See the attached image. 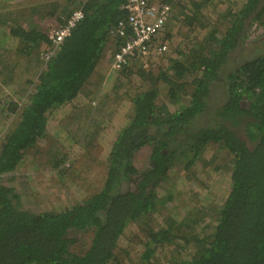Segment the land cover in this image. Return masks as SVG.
Masks as SVG:
<instances>
[{
    "label": "trees",
    "instance_id": "trees-1",
    "mask_svg": "<svg viewBox=\"0 0 264 264\" xmlns=\"http://www.w3.org/2000/svg\"><path fill=\"white\" fill-rule=\"evenodd\" d=\"M123 2L0 0V88L24 96L20 104L0 93V125L15 119L0 129V264H123L119 242L132 222L142 233L135 264H264V0H160L171 6L158 38L168 52L145 62L135 55L107 73L124 42L116 32ZM78 8L83 19L53 50L48 31ZM254 25L263 33L250 39ZM56 112L71 121L83 113L90 125L74 134L66 123L67 137L51 142ZM214 144L230 159L208 178L198 163ZM146 146L138 169L135 154ZM82 156L105 166L98 190L57 210L21 206L18 188L29 182L16 175L27 161L73 184ZM178 180L179 193L189 185L202 206H170L168 183ZM87 234L86 249L73 251ZM172 246L175 256L162 263Z\"/></svg>",
    "mask_w": 264,
    "mask_h": 264
},
{
    "label": "rangeland",
    "instance_id": "rangeland-1",
    "mask_svg": "<svg viewBox=\"0 0 264 264\" xmlns=\"http://www.w3.org/2000/svg\"><path fill=\"white\" fill-rule=\"evenodd\" d=\"M68 4H73V3L71 2L69 3L68 1ZM52 20L53 19H51L50 21ZM48 21L49 19L46 20V22ZM165 28H166V25L164 29ZM50 31L48 32L50 33ZM163 32L158 36V38H160V36L163 35ZM262 33H263L262 28L258 27L257 25H254L250 33V39H255ZM158 38H157V42L159 43L161 41H158ZM168 50H169V47L167 45V50L164 53L168 52ZM159 55L160 54H158V56ZM101 69L102 68L99 69V72ZM110 71H112L111 67H109L108 72ZM15 73L21 75L17 77H22L24 73L23 68L17 67ZM97 76L98 75L94 77V80L97 78ZM101 80H103V78H98L97 84L99 83L102 84ZM14 88H15V85L1 87L0 93L5 91L15 101L21 104L22 103L21 101L23 100L24 96L20 95V93L15 94L13 92ZM96 88L98 89L99 86H97ZM100 91L101 90H98L99 93ZM73 103L74 105L78 104L77 101ZM90 112H91V109H90ZM87 114H89V111L87 112ZM92 114H94V112ZM64 115L66 114H62V112H58V113L56 112L55 115L50 116L52 119L48 123V129H47L48 133L47 134L49 138L51 139V142L60 143L59 138H61L62 136L63 138L61 139H65L68 135V133L66 135L65 131L69 133L79 134L81 129L89 127L90 125L89 116L83 113L72 114L74 116L72 121L67 120V117L63 119L62 116ZM3 119H5V123L4 125H0V129H3L4 126L8 122L10 123L15 120L14 114L12 115L8 114V117L3 118ZM66 123H69V127H67L64 131L63 125H65ZM47 139L45 138L41 140L40 144L46 143ZM50 139H48V141ZM109 140L110 138H107L106 143H108ZM100 141L104 142V139L103 141L102 139H100ZM51 142H48V143H51ZM67 144H70L69 140ZM96 147H99L98 144ZM96 147L94 148L93 151L98 150V148ZM51 151L54 152L55 149H51ZM149 152H150V148L146 146V147L141 148L135 154L134 162L138 169H142L145 166H147ZM101 156H102V151L100 152V155L97 154V157H101ZM203 157H204V160L202 158L198 164L200 168L202 167V165L206 166L207 164L206 167L209 172L207 174H204V176L208 178H215L216 176H218L215 171H212L214 166H220L222 167L221 169L223 170L227 166V162L230 159L229 158L230 156L227 154L226 150L220 149V147L215 144L208 145L206 147ZM27 162H29V164L28 165L25 164L23 167H21L20 174H17L16 176L25 175L26 176L25 180L28 181L29 183L25 186L26 187L25 189L19 187L18 192L20 194V199H22L21 206L27 209H30L34 212H38V211L42 212L45 210H57L59 206L61 205L63 206L65 203H73L78 200L84 199L86 194L95 192L102 186L103 181L105 179V175H106V169H105L104 164L101 161H91L88 156H82L74 164L75 167H78V175L80 176L78 180L74 179L77 185H75L76 183H73V184L63 183V180L60 181L57 179L58 177L56 176L57 173H55V171L41 170L37 167L38 165H36V163L31 164L30 161H27ZM171 184H172L171 182L168 183V185L171 186L170 189H172L174 193V198L173 200L170 201L171 207L172 206L176 207L178 210L184 213L186 212V208L197 209L199 208V206H202L199 203L200 201L202 203V200L200 198L198 199L194 197V195H191L192 191L190 190L189 185L186 188H184L182 192L179 193L180 180H178L177 186L175 184L172 186ZM190 184H195V183H190ZM196 186H200V185L196 184ZM200 189L201 187H199V190L197 192H199ZM212 197L217 198L218 194L214 193ZM33 199H36V201H34ZM212 202L213 201H211L210 199L207 202V204H209L207 206H210L208 207L210 210H207V211H210L211 214L215 212L214 207H217V206L213 207L215 202L214 203ZM27 203L31 205H27ZM183 204L184 205L187 204V206H183ZM218 204H221V200L218 201ZM180 211H179V214H181ZM203 225L204 223H200V225H198V229H201L200 227H202ZM139 227L140 225L138 222L130 223L128 227L126 228L124 235L120 238V242H119L120 247L125 246L124 248L126 250L124 251L122 250V248H118L119 257H120V260L123 261V264H135L133 263V261H137L139 247L138 245L137 246L135 245V237L139 238L140 235H142ZM140 238H142V236ZM88 242H89V234L83 236V238H81L80 241H78L76 244L71 246V249L73 251L82 252L83 250L86 249ZM176 249H178V247L176 248L174 246H172V248L169 247V248L163 249V254L159 256L161 258L160 259L161 262L166 263V261L169 260L170 257L175 256ZM127 251H129V255L131 256L132 260L127 259L128 257L126 255Z\"/></svg>",
    "mask_w": 264,
    "mask_h": 264
},
{
    "label": "built area",
    "instance_id": "built-area-1",
    "mask_svg": "<svg viewBox=\"0 0 264 264\" xmlns=\"http://www.w3.org/2000/svg\"><path fill=\"white\" fill-rule=\"evenodd\" d=\"M121 8L125 11V17L118 20L116 32L124 38V42L113 54L110 65L112 70L121 69L135 55L144 56L142 58L145 62L148 54H162L167 50V43H157L156 40L171 15L169 3L160 0H124ZM83 17L81 8L75 9L63 25L51 29L49 34L54 45L53 50L71 35L73 28ZM51 53L52 51L46 50L45 58Z\"/></svg>",
    "mask_w": 264,
    "mask_h": 264
},
{
    "label": "crops",
    "instance_id": "crops-1",
    "mask_svg": "<svg viewBox=\"0 0 264 264\" xmlns=\"http://www.w3.org/2000/svg\"><path fill=\"white\" fill-rule=\"evenodd\" d=\"M109 67H110V66H109ZM105 69L109 70V68H105ZM102 70H104V68L100 70V73H101ZM102 72H103V71H102ZM107 73H108V71H107Z\"/></svg>",
    "mask_w": 264,
    "mask_h": 264
}]
</instances>
